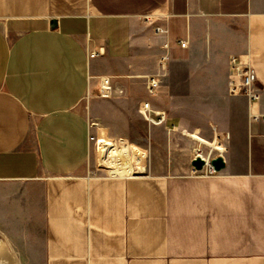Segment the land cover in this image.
<instances>
[{"label": "crops", "instance_id": "1", "mask_svg": "<svg viewBox=\"0 0 264 264\" xmlns=\"http://www.w3.org/2000/svg\"><path fill=\"white\" fill-rule=\"evenodd\" d=\"M239 56L264 102V0H0V227L28 263L264 264V122L228 94ZM93 121L98 144L148 141V176L129 143L143 169L99 175ZM216 145L225 168L194 173Z\"/></svg>", "mask_w": 264, "mask_h": 264}, {"label": "built area", "instance_id": "2", "mask_svg": "<svg viewBox=\"0 0 264 264\" xmlns=\"http://www.w3.org/2000/svg\"><path fill=\"white\" fill-rule=\"evenodd\" d=\"M148 21V19H146ZM155 30V33L157 35L166 34L167 31L163 28L157 27ZM180 48L185 49L187 47L186 42H180L179 43ZM169 48L168 43H166L163 46L164 50H167ZM97 54H100V52H93L89 55L90 58H94ZM169 62V58L167 54H163L158 59V65H159V73L155 74L151 77H148L146 79V91L149 94H152L156 91V89L159 87L162 78H164V75L167 71V64ZM228 73H229V79L227 81V91L229 96L231 97H244L247 100L248 103V115L249 118L253 121H262L264 122V102L261 93H259L257 90H255V84L257 83V78L254 70L250 66V63L248 60L242 59V57H231L229 59L228 63ZM109 84V80H108ZM102 96V94H101ZM139 112L143 116L144 120L151 125H161L166 121V116L163 112H152L150 109L149 103H141L139 105ZM153 114V116H152ZM98 130V129H97ZM96 133L89 135V142L93 143L96 146V150L98 151V134ZM172 130H175L173 128ZM116 144L125 141L123 139H120L118 141L114 140ZM127 142V141H126ZM218 152V151H217ZM99 153V151H98ZM196 155L194 154L193 160L197 158H201L206 163L205 166L201 171H194V173L198 175H213L216 172L213 170V168L210 166L208 159H204L200 156L201 151L197 150L195 151ZM222 157V155H221ZM135 168V166H134ZM193 169V168H192ZM101 171L104 176L110 177V175L107 173V169L103 167V170H97Z\"/></svg>", "mask_w": 264, "mask_h": 264}, {"label": "bare ground", "instance_id": "3", "mask_svg": "<svg viewBox=\"0 0 264 264\" xmlns=\"http://www.w3.org/2000/svg\"><path fill=\"white\" fill-rule=\"evenodd\" d=\"M102 93L105 97L110 96L108 81L106 79L103 80ZM216 149L218 150V152H222L221 151L222 149L218 145H216ZM98 151H99L98 157L100 163L102 167L107 169V173L110 176L127 178L133 175L134 166H135L133 164V161L136 163L137 169L141 170L144 167L142 158L136 152L134 151L131 152V148L127 142L122 141L120 144H117L115 146L110 143H100L98 144ZM112 151L114 152L113 154H111ZM194 154L196 155V153ZM200 156L204 159H207L203 157L202 153H200ZM136 172L139 171L136 170ZM0 239H2V241H4L7 244L9 250L11 251L9 241L1 233H0ZM6 259L8 260L9 264H21L16 256L12 257V255L11 256L8 255Z\"/></svg>", "mask_w": 264, "mask_h": 264}, {"label": "rangeland", "instance_id": "4", "mask_svg": "<svg viewBox=\"0 0 264 264\" xmlns=\"http://www.w3.org/2000/svg\"><path fill=\"white\" fill-rule=\"evenodd\" d=\"M146 19H148V21L145 20L146 23H147L148 25H150L151 27H153V23L155 22L154 19H153V17H151V15H150V16H147ZM156 28H157V27H153V29H156ZM154 32H155V30H154ZM201 99H202V98H201ZM212 99L217 101V98H216V97H213ZM83 104H84V106H85V101L82 102V105H83ZM85 107H86V106H85ZM128 107L131 108V107H132V104L130 103ZM240 108H241V106H238V107H235V106H234L232 110H234L235 113L238 112V111L241 113V109H240ZM240 113H239V119H238V120H240V118H241V120H242V116H240ZM128 114L131 115V117H133L132 120H131V122H132V121L135 122V116L133 115V113H131V111H129ZM128 114L126 113V115H128ZM223 114H224L223 112H215V111H214V112H210V113H208L209 117L212 118V119H210V122H216V121L220 122V121H221V124H223V123H225V122L231 123V122H232L231 120L226 121V120L223 119V118H224V115H223ZM236 116H237V115H236ZM188 120H190V119H188ZM236 120H237V119H235L234 122H236ZM238 120H237V121H238ZM190 122H193V121H190ZM222 122H223V123H222ZM211 124H213V123H211ZM94 126H95V127H94ZM97 126H102V127H104V125L101 124L99 121H93V122H91V127H92V130H93L94 133H96V130L98 129ZM212 126H214V128H216L215 126H217V123H216V124L214 123ZM109 135H110L114 140H116V141L120 140V138H118V137H114V136L111 135L110 133H109ZM139 135H140V137H141L143 134H142L141 132H139ZM145 136H146V135H145ZM141 139H142V138H141ZM123 140L127 141V143H129V144H134V145H136V146H138V147H140V148H142V149H144V150H146V151L148 152L147 160H146V162H145V164H146V174H144L143 177L148 176V170H149V167H150V161H151V157H150V146H149L148 141H145V143H142V142L134 143V142H131V141H130L129 139H127V138H123ZM104 141H105V140H104ZM110 142L114 143L113 141H110ZM120 143H121V142H120ZM120 143H118V144H120ZM115 144H116V143H115ZM116 145H117V144H116ZM205 148H206V151H207V150L210 151V155H205V156H204L205 158L208 159L209 164H210V161H211L212 159L217 158L216 156L219 157V156L222 155V153L217 152L216 150H214V149H212V148H210V147H205ZM94 150H95L96 155H97L96 171H97V170H100V169L103 170V167H102V165H101V163H100V160H99V157H98V151L96 150V146H95V145H94ZM202 150H205V149H203V147H202ZM201 153H202V152H201ZM97 173H98L99 175H104L101 171H97ZM215 174H216V173H215ZM0 233L3 234V235L7 238V240H8L9 243H10V248H11V251H10L9 248H8V246H7V244H6L4 241H2V239H0V264H9L8 260L6 259L8 255H10V256L12 255V257H13V256H16V257L18 258V260L20 261L21 264H29L28 261L26 260V257H24V255L21 253L20 247L18 246L16 240L9 239V238H8V233H7L6 230H5L4 228H2V227H0ZM11 252H12V253H11ZM6 253H7V254H6ZM8 253H9V254H8ZM4 254H5V255H4ZM14 254H16V255H14ZM2 257H3V258H2ZM3 261H4V262H3Z\"/></svg>", "mask_w": 264, "mask_h": 264}, {"label": "water", "instance_id": "5", "mask_svg": "<svg viewBox=\"0 0 264 264\" xmlns=\"http://www.w3.org/2000/svg\"><path fill=\"white\" fill-rule=\"evenodd\" d=\"M205 162L203 159L201 158H197L194 159L191 162V166L193 168L194 171H201L203 169V167L205 166ZM210 166L213 168V170L216 173H219L220 171H222L225 168V163L224 160L221 156L214 158L210 161Z\"/></svg>", "mask_w": 264, "mask_h": 264}]
</instances>
